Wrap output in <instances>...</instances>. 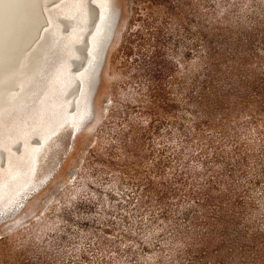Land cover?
I'll list each match as a JSON object with an SVG mask.
<instances>
[{
  "label": "rangeland",
  "instance_id": "374dc122",
  "mask_svg": "<svg viewBox=\"0 0 264 264\" xmlns=\"http://www.w3.org/2000/svg\"><path fill=\"white\" fill-rule=\"evenodd\" d=\"M113 1L94 94L106 35L70 20L99 6L45 5L53 52L0 118V264H264V0Z\"/></svg>",
  "mask_w": 264,
  "mask_h": 264
},
{
  "label": "bare ground",
  "instance_id": "6f19581e",
  "mask_svg": "<svg viewBox=\"0 0 264 264\" xmlns=\"http://www.w3.org/2000/svg\"><path fill=\"white\" fill-rule=\"evenodd\" d=\"M44 1L0 0V118L26 104L30 93H27L24 89L22 82L37 76L45 68L51 57V52H53V46L57 41L56 35L58 29H60L57 28L59 22L49 14L50 12H48L47 17L44 16L43 10L47 3ZM95 2L99 7L91 3H84L85 21L79 23L77 20H70V22H72V26L78 25L81 27L85 23L89 25L95 21L97 24L98 21L95 30L97 33L98 30L99 33L103 31L102 33H105L106 37H103L104 39L99 43V48H95V52L92 51L94 54L89 57V60L94 61L98 69L102 56L105 58L104 47L117 21L119 10L113 0H95ZM44 21H47L46 25L48 26L41 28ZM50 26L52 27L51 32L48 29ZM82 44L84 45L82 40L77 42L75 56L80 55ZM95 72L94 69L93 74L89 76L91 92L97 77ZM1 80L7 81L1 82ZM90 108H92V105H90ZM72 130L75 133L78 132L77 128H72Z\"/></svg>",
  "mask_w": 264,
  "mask_h": 264
},
{
  "label": "water",
  "instance_id": "95a60500",
  "mask_svg": "<svg viewBox=\"0 0 264 264\" xmlns=\"http://www.w3.org/2000/svg\"><path fill=\"white\" fill-rule=\"evenodd\" d=\"M44 2H47L46 0L44 1ZM40 4H41V2H40ZM109 41V40H108ZM108 41H107V43H108ZM106 43V44H107ZM106 46V45H105ZM103 59H104V57L102 56V59H101V64H99V67H98V69H97V71H96V80L94 81V83H93V91H92V93L94 94V92H95V90H96V87H97V84H98V80H99V72H100V68H101V66H102V63H103ZM75 62H77V60H75ZM91 102H92V98L90 99V104H91ZM90 113H91V111H90Z\"/></svg>",
  "mask_w": 264,
  "mask_h": 264
}]
</instances>
